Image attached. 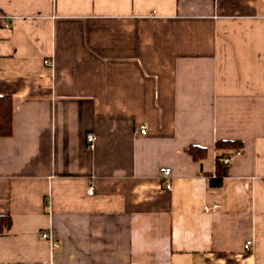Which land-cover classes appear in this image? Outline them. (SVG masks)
Returning <instances> with one entry per match:
<instances>
[{
    "label": "crops",
    "instance_id": "crops-1",
    "mask_svg": "<svg viewBox=\"0 0 264 264\" xmlns=\"http://www.w3.org/2000/svg\"><path fill=\"white\" fill-rule=\"evenodd\" d=\"M0 96V264H264V0H0Z\"/></svg>",
    "mask_w": 264,
    "mask_h": 264
},
{
    "label": "trees",
    "instance_id": "trees-1",
    "mask_svg": "<svg viewBox=\"0 0 264 264\" xmlns=\"http://www.w3.org/2000/svg\"><path fill=\"white\" fill-rule=\"evenodd\" d=\"M12 100L10 97L0 96V137H9L13 133V108ZM243 146L241 142L222 140L218 141L215 145L217 152L221 155L216 157L217 164V175L209 177V181L213 186H218L221 184V171L223 164L220 161L221 157L226 156L228 153H236ZM187 153L195 160L200 161L204 159L207 155L206 149L198 147H190ZM13 221L9 215L0 216V235L11 230Z\"/></svg>",
    "mask_w": 264,
    "mask_h": 264
},
{
    "label": "built area",
    "instance_id": "built-area-1",
    "mask_svg": "<svg viewBox=\"0 0 264 264\" xmlns=\"http://www.w3.org/2000/svg\"><path fill=\"white\" fill-rule=\"evenodd\" d=\"M46 64L48 65H52V62L47 60L45 62ZM140 133L141 134H146V128L145 127H142L141 130H140ZM94 141H95V137L93 135H89L88 137V142H89V145L91 148H94ZM241 151H238L236 152L234 155L230 156V157H221L220 158V161L225 164V165H229L231 163V161L241 155ZM216 159V158H215ZM160 173V179H161V182L163 184V186L165 187V189L167 190H170L172 188V184L169 182V179L172 175V169L170 167H162L159 171ZM89 194H93V188H91L89 191H88ZM220 208V205L216 204V205H213L211 207L207 206L205 207L204 211L205 213H211L213 210L215 209H219ZM41 237L47 241H49L50 243V246L52 248H59V244L57 242L54 241L52 235L49 233V232H44L42 233ZM252 246H253V241L252 240H249L246 242V244L244 245V250L246 252H250L252 250Z\"/></svg>",
    "mask_w": 264,
    "mask_h": 264
}]
</instances>
